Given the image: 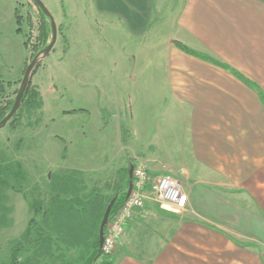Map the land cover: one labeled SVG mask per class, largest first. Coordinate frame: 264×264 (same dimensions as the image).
I'll return each mask as SVG.
<instances>
[{"label":"crops","instance_id":"0c3cea01","mask_svg":"<svg viewBox=\"0 0 264 264\" xmlns=\"http://www.w3.org/2000/svg\"><path fill=\"white\" fill-rule=\"evenodd\" d=\"M40 1L63 30L52 50L62 38L63 61L73 53L63 49L76 45L67 37L68 22L77 21L76 41L86 47L88 30L96 29L103 46L117 53L114 62L129 60L130 54L128 67L136 79H142L139 88L132 89L131 99L119 103L118 143L122 144L121 128L128 126L133 138V147H128L132 155L126 156L129 160L123 158L113 171L104 168L88 175L86 170L65 168L53 174L76 171L95 186L130 165H142L152 179L176 177L189 197L187 209L175 213L155 201L150 187L146 189L145 206L128 222L113 264H264V249L255 238L233 232L227 222L206 224L201 210L213 205L207 193L242 192L240 206H254V194L244 185L253 177L252 128L264 129V103L259 91L208 59L227 65L264 90V0ZM10 2L9 18L18 26L19 0ZM49 5L59 11L52 13ZM14 30L20 35L18 28ZM24 66L23 61L11 81L5 76V66H0V81L20 80ZM99 70L110 72V65H99ZM32 86L42 98V108L37 110L40 116L45 105L42 91ZM258 138L255 148L261 151L263 139ZM105 162L109 168L114 160L107 156ZM48 188L51 193L49 184ZM51 198L49 194L44 200L45 207ZM90 202L88 214L94 219L108 203L97 197ZM93 233L92 224L89 243ZM84 248V254L92 251L89 246Z\"/></svg>","mask_w":264,"mask_h":264},{"label":"rangeland","instance_id":"374dc122","mask_svg":"<svg viewBox=\"0 0 264 264\" xmlns=\"http://www.w3.org/2000/svg\"><path fill=\"white\" fill-rule=\"evenodd\" d=\"M10 4V0L6 2L0 0V66H5L7 73L5 76L9 81L14 80L20 73L23 61L25 66L20 80L4 82V89L7 91L0 96V109L8 107L12 102L14 105L27 67L52 41L49 18L31 0H19L16 13L18 26L16 20L10 21L8 12ZM49 8L54 14L59 11L57 6L49 5ZM68 25L67 37H71L76 45L69 42L73 47L63 50L73 51L71 57L63 61L60 38L56 50L40 62L32 76V84L42 91L45 104L42 114L38 116L37 110L30 109L27 104L21 105L11 122L0 130V165L4 170L5 179L11 186L6 192L9 198L7 207L11 209L8 215L10 224L0 231V263L10 264L11 250L15 247L20 251L18 259L21 264H60V259L77 264L81 254L87 250L82 247L81 254L78 252L72 254L76 250L75 247L67 249L68 247L58 240L65 235L68 226H77L76 215L58 218V230L63 235L53 237V246L50 245L53 257L47 258L43 255L48 249L31 247L23 238L33 218L35 228L32 231V239H38L41 233H44V237L49 234L52 236V233L45 231L38 233L41 227L46 230L41 218L43 213L42 210L34 213L31 205L34 204L37 210L42 206L46 208L44 200L48 199L49 194L53 196V192L50 193L48 188L49 175L53 170L74 168L86 170L88 175H91L93 170L104 168L113 171L118 169L123 158L132 155L128 150V147H133L130 128L128 126L121 128L120 145L116 129L121 117L119 103L127 98L129 101L132 89H138L142 80L136 79L128 67L132 57L128 54L130 62L122 58L114 62L117 53L103 46V37L99 35V31L88 30L89 42L84 47L83 42L75 40V32L79 26L77 21L69 20ZM14 28H18L20 35L16 34ZM57 29L58 34L62 36L63 30H60V27ZM64 42L67 43L65 37ZM84 54L88 57H84ZM104 64L110 65V72L100 73L99 65ZM31 89L36 90L34 86H31ZM261 91L264 96V90ZM7 113L0 111V122ZM259 136L263 139L261 151L255 148ZM252 137L253 177H248L249 182L244 186L252 190L254 206L245 208L240 206L244 203L240 200L244 194L242 192L207 193L213 205L201 210L206 216V224L222 225L227 222L232 225L233 232L252 236L264 249V129L253 127ZM122 147L126 148V152L122 151ZM135 148L139 150L140 146L136 144ZM107 156L110 161L114 160L109 168L105 166ZM257 159H260V162H257ZM14 162L21 165L25 181H19L13 176L17 171ZM68 174L76 182L75 190L78 192L76 197L83 199L82 203L85 204L84 218L82 217L86 222L85 227L89 229L92 224L94 225V242L99 236L100 224L109 201L116 195L121 198L127 193L126 172L107 176L104 182L94 184L95 186H92L89 180H84L78 172L76 174H72V171L62 174L52 172L53 177ZM71 197L73 195H68L63 201ZM92 197H97L98 200L101 198L104 203L108 201L95 219L88 214L89 208L93 205V202H90ZM114 255L115 253L111 258ZM106 258L108 257L102 255L99 264Z\"/></svg>","mask_w":264,"mask_h":264},{"label":"trees","instance_id":"16d2710c","mask_svg":"<svg viewBox=\"0 0 264 264\" xmlns=\"http://www.w3.org/2000/svg\"><path fill=\"white\" fill-rule=\"evenodd\" d=\"M60 30L62 28L60 27ZM20 32V31H18ZM177 45V44H176ZM179 48H181L184 51H187L185 47L182 45H178ZM67 48V47H66ZM65 53L67 52V49L64 51ZM201 56V55H200ZM205 59L207 57L201 56ZM209 61L214 62L216 65L224 68L225 70L230 71L234 76L238 77L240 80H242L244 83H246L249 87L259 91L260 99L264 103V96L260 92L258 86L255 84L251 83L248 79H246L243 75H240L237 73L235 70L231 69L225 64H222L218 61H214L211 59H208ZM40 65V62L37 64L33 75L35 71L37 70L38 66ZM32 75V76H33ZM32 82L30 83L28 89L26 90L23 100H22V106L24 104H27V107L30 109H35V110H40L42 108L43 102L42 98L40 96V93L37 90L31 89ZM7 89H4V82L0 81V96L6 93ZM13 106V102L9 104L8 107H5L4 109H0V111H4L5 113L8 112L6 115H3L2 120L9 114L11 111V108ZM20 110V109H19ZM81 111V110H80ZM1 120V121H2ZM14 166L16 167L17 171L13 173V176L18 179L19 181H25L26 177L22 171V167L19 163L14 162ZM133 165H130V167ZM129 168L125 170L119 171V173H125L128 179V186L131 180H129ZM72 174H76L75 171L72 172ZM50 185H51V191L53 192V196L50 200L49 205L44 209L45 215L42 219L43 225L47 231H51L52 233L57 235H60V237L63 235V233L58 230V218L62 216H74L76 215V220L77 226H71L67 228L65 231V235H63L60 239H58L60 242L64 243L68 248L67 249H72V247L76 250L82 249V247H91L92 251L90 254L86 252L85 254H81L80 260L77 264H96L102 257V255H99V238H97L94 242L89 243L87 239V235H89V229L85 227L86 222L84 221V207L85 204L82 203V200L80 197H76V182L73 180V178L70 177V175L66 176H50L49 178ZM11 189L10 183L7 179L4 177V170L0 165V230L7 227L10 224V220L8 218V215L11 213V209L7 207V203L9 201V198L6 194V192ZM68 195H73L70 199H65L63 201L62 196H68ZM113 199H115V204L113 206L112 212L110 217L116 213L121 205L125 202L126 200V194L122 195L121 198L119 196H115ZM111 200L109 201V203ZM31 210L34 211V213L37 214L38 211L43 210L42 207H39L38 210L36 209L35 205H31ZM51 216H54L53 221H50ZM5 217V218H4ZM83 217V218H82ZM6 220V222L4 221ZM35 218L31 219L28 225V229L26 233L23 235L24 241L29 242L31 247L33 246H38L39 248H42V250H47L46 254H44V257L47 258H52L53 257V252L50 248V245L53 246L54 239L53 237L49 235H45L44 233H39L40 231L42 232H47L44 230L42 227L41 229H38V233L40 234L38 239H32V231L34 230L35 226ZM84 237V238H83ZM58 238V237H57ZM69 252V251H66ZM19 249H16L15 247L12 248L11 250V262L10 264H21L19 262ZM61 262L60 264H71V261L66 260V259H60ZM4 264V263H0ZM101 264H113V257H108L106 260L103 261Z\"/></svg>","mask_w":264,"mask_h":264},{"label":"built area","instance_id":"2783aa9c","mask_svg":"<svg viewBox=\"0 0 264 264\" xmlns=\"http://www.w3.org/2000/svg\"><path fill=\"white\" fill-rule=\"evenodd\" d=\"M131 184L132 191L129 197H126L123 205L107 224L101 253L104 257H111L116 252L119 242L125 235L128 222L137 210L144 208L145 192L149 187L155 201L162 207L175 213H182L188 207V194L184 191L182 183L174 176L163 175L158 179H152L144 166L133 165Z\"/></svg>","mask_w":264,"mask_h":264},{"label":"water","instance_id":"95a60500","mask_svg":"<svg viewBox=\"0 0 264 264\" xmlns=\"http://www.w3.org/2000/svg\"><path fill=\"white\" fill-rule=\"evenodd\" d=\"M40 10L41 12L47 17L49 18L50 22H51V27H52V41L51 43L44 49L42 50L30 63V65L27 67L25 74H24V78L21 82V85L19 87V90L17 92L16 98H15V102L14 105L10 111V113L0 122V130L3 129L4 127H6V125L11 122V120L13 119V117L15 116V114L17 113V111L19 110V108L22 105V100H23V96L26 92V90L28 89L31 80H32V75L33 72L37 66V64L44 58H46L53 50L56 41H57V37H58V29L56 26V23L52 17V15L49 13V11L47 10V8L45 7V5L42 3V1L40 0H31ZM132 175H133V166L130 167L129 169V178L130 180L132 179ZM132 191V184L131 181L129 183V188H128V192L126 197H129L130 193ZM115 204V199H113L106 211L105 214L103 216V219L101 221L100 224V228H99V255H101L102 253V246H103V242H104V235H105V230L107 227V224L109 222L110 219V215L113 209V206Z\"/></svg>","mask_w":264,"mask_h":264}]
</instances>
